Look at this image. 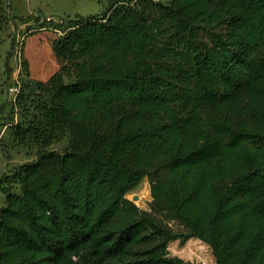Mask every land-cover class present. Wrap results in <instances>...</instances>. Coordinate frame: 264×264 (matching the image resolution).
I'll return each instance as SVG.
<instances>
[{
  "label": "trees",
  "instance_id": "trees-1",
  "mask_svg": "<svg viewBox=\"0 0 264 264\" xmlns=\"http://www.w3.org/2000/svg\"><path fill=\"white\" fill-rule=\"evenodd\" d=\"M27 32L13 130L36 152L0 264H194L167 249L192 238L264 264V0H113ZM144 177L149 212L125 198Z\"/></svg>",
  "mask_w": 264,
  "mask_h": 264
},
{
  "label": "rangeland",
  "instance_id": "rangeland-1",
  "mask_svg": "<svg viewBox=\"0 0 264 264\" xmlns=\"http://www.w3.org/2000/svg\"><path fill=\"white\" fill-rule=\"evenodd\" d=\"M113 0H1V8L5 12V22L0 32V210L5 205L4 191L9 190L18 193L16 183L6 181L13 171L34 159L35 147L22 143L14 133L16 123H23L19 107L14 105L13 94L9 88L20 83L19 54L21 43L29 33V28L34 29L42 24L43 20H57L59 17L69 15L89 16L100 14ZM35 12V13H34ZM32 13V14H31ZM39 18V21L25 22L21 18L26 16ZM11 43L13 47H10ZM67 140L62 139L52 144L49 149L63 151ZM147 188L150 193V182L144 177L140 184L129 191L125 198L132 201L137 196V201H132L139 210L150 211L152 201L146 195H142ZM175 231L180 227L174 221H170ZM168 252L171 257H177L185 262L194 264H215V259L209 247L197 239H189L184 243L179 240L168 244Z\"/></svg>",
  "mask_w": 264,
  "mask_h": 264
},
{
  "label": "built area",
  "instance_id": "built-area-1",
  "mask_svg": "<svg viewBox=\"0 0 264 264\" xmlns=\"http://www.w3.org/2000/svg\"><path fill=\"white\" fill-rule=\"evenodd\" d=\"M19 67V65H18ZM19 70V69H18ZM9 92L11 94H13L14 98H13V101H15V98H16V95L18 94L19 92V84L17 82V84H15L13 87L9 88Z\"/></svg>",
  "mask_w": 264,
  "mask_h": 264
},
{
  "label": "water",
  "instance_id": "water-1",
  "mask_svg": "<svg viewBox=\"0 0 264 264\" xmlns=\"http://www.w3.org/2000/svg\"><path fill=\"white\" fill-rule=\"evenodd\" d=\"M138 197L137 196H133L132 201H137Z\"/></svg>",
  "mask_w": 264,
  "mask_h": 264
},
{
  "label": "crops",
  "instance_id": "crops-1",
  "mask_svg": "<svg viewBox=\"0 0 264 264\" xmlns=\"http://www.w3.org/2000/svg\"><path fill=\"white\" fill-rule=\"evenodd\" d=\"M35 13V12H34ZM32 14V13H31Z\"/></svg>",
  "mask_w": 264,
  "mask_h": 264
}]
</instances>
